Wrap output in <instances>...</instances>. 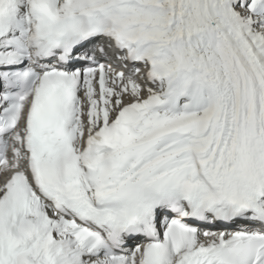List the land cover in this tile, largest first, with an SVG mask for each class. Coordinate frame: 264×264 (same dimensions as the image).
Here are the masks:
<instances>
[{
    "label": "snow or ice",
    "instance_id": "6c2138e0",
    "mask_svg": "<svg viewBox=\"0 0 264 264\" xmlns=\"http://www.w3.org/2000/svg\"><path fill=\"white\" fill-rule=\"evenodd\" d=\"M0 264H264V0H0Z\"/></svg>",
    "mask_w": 264,
    "mask_h": 264
}]
</instances>
